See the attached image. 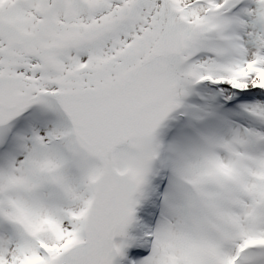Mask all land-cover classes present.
I'll use <instances>...</instances> for the list:
<instances>
[{
    "label": "snow or ice",
    "instance_id": "1",
    "mask_svg": "<svg viewBox=\"0 0 264 264\" xmlns=\"http://www.w3.org/2000/svg\"><path fill=\"white\" fill-rule=\"evenodd\" d=\"M0 264H264V0H0Z\"/></svg>",
    "mask_w": 264,
    "mask_h": 264
}]
</instances>
